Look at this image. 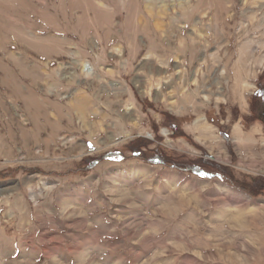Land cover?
Here are the masks:
<instances>
[{
    "label": "rangeland",
    "instance_id": "1",
    "mask_svg": "<svg viewBox=\"0 0 264 264\" xmlns=\"http://www.w3.org/2000/svg\"><path fill=\"white\" fill-rule=\"evenodd\" d=\"M264 0H0V264H264Z\"/></svg>",
    "mask_w": 264,
    "mask_h": 264
},
{
    "label": "trees",
    "instance_id": "2",
    "mask_svg": "<svg viewBox=\"0 0 264 264\" xmlns=\"http://www.w3.org/2000/svg\"><path fill=\"white\" fill-rule=\"evenodd\" d=\"M251 115L246 118V123L261 121L264 124V87L259 86L258 92L251 98Z\"/></svg>",
    "mask_w": 264,
    "mask_h": 264
}]
</instances>
